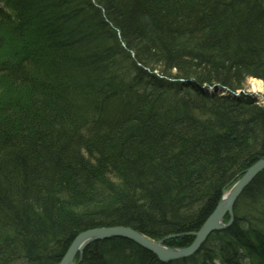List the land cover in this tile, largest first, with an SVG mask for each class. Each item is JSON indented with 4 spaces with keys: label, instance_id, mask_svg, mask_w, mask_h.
<instances>
[{
    "label": "trees",
    "instance_id": "1",
    "mask_svg": "<svg viewBox=\"0 0 264 264\" xmlns=\"http://www.w3.org/2000/svg\"><path fill=\"white\" fill-rule=\"evenodd\" d=\"M3 1L8 13L5 23L0 25V205L3 206H0V264H55L47 256L49 251L61 245L67 247L71 237L87 228L118 223L154 237H159L164 229L182 234L198 230L201 217H207L214 207L211 200H204L205 193L212 192L217 183L226 185L235 181L231 169L247 163L240 154L251 124L236 123L238 117L231 107L226 108L230 115L216 113L212 120L206 121L211 125L217 123L218 129L210 135H199L194 141L181 134L183 127L174 124V119L183 121L191 114L188 109L196 107L184 92L165 101L161 105H166L165 109H157L160 105L154 100L163 95H151L148 89H161L163 83L154 75L136 78L135 61H131L129 54L125 52L118 59L107 61L101 57L91 63L93 69L90 64L68 56L79 53L69 51L68 44L60 39L76 33L71 41L86 48L89 37L102 42L96 33L105 30L114 38L121 31L130 48L146 52L143 61L148 57L154 61L149 62L150 69L160 76L168 75L175 67L178 74L185 72L195 80L206 82L217 74L221 82L225 79L227 83L233 77L241 80L259 67L236 60L228 63L226 57L240 47L264 58V19L251 11L245 14V8L240 6L236 21L226 32L223 26L228 20L219 22L216 17L202 21L195 15L199 7L200 11H207L208 2L219 0H93L104 9L103 17L93 11L89 0ZM89 11L91 16H87ZM105 19L114 28L106 27ZM81 22L86 29L81 28ZM215 25L223 28L220 32L225 35L219 38L212 31V36H205L206 29ZM192 28H198L192 36L202 37L198 47L193 48L197 53L184 51L175 40L184 29L192 32ZM85 36L88 37L83 40ZM187 54L193 57L187 58ZM94 55L93 58L97 57ZM242 55L238 51L234 58L241 60ZM128 62L131 69L126 67ZM199 62L206 69L196 74L191 69L197 68ZM28 71L33 77L26 80L24 75ZM125 75L132 76L128 82L144 89L122 86L120 81ZM260 75L264 78V74ZM51 80H56L58 86L49 88ZM186 81L185 84L191 83ZM157 110L160 116L156 118L164 119V132L169 134L172 129L180 133L178 137L172 134L159 137L154 132L150 122H159L153 116ZM110 112L119 115L112 131L94 130V136L81 137L84 130H90L89 124ZM248 115L250 122L259 120L255 122L256 130H261L260 114L248 111ZM131 129L134 134L125 141ZM263 137L256 134L252 140L264 144ZM191 144L195 151L190 154ZM256 151L264 156V151ZM82 152L85 158L79 157ZM234 153L237 155L233 156ZM160 154L170 158L165 170L149 172L137 184L128 183L135 168L147 172V168H154L152 163L159 160ZM181 156L183 162L179 160ZM232 156V160L225 161L224 158ZM153 157L156 159L151 164L144 165L145 160ZM198 163L206 167L200 170L204 175L196 169ZM195 173L200 175L196 179ZM190 180L194 188L187 186L192 184ZM9 199L14 202L17 199L21 207L5 205L4 201ZM189 200L191 204L192 200L202 203L203 211L192 209ZM240 202L243 201L239 199L235 205L233 226L206 240L195 256L197 263L184 260L170 264H264V246L259 242L264 240V231L251 227L254 234L249 237L240 228L236 230L235 226L244 219V203ZM1 211L13 213L14 222H5ZM260 224L264 227V220ZM254 235L259 236L258 240L252 239ZM46 238L52 241V248ZM258 244L263 248L261 251L253 249ZM138 262L154 264L147 252L127 240L115 238L88 245L79 264Z\"/></svg>",
    "mask_w": 264,
    "mask_h": 264
},
{
    "label": "bare ground",
    "instance_id": "2",
    "mask_svg": "<svg viewBox=\"0 0 264 264\" xmlns=\"http://www.w3.org/2000/svg\"><path fill=\"white\" fill-rule=\"evenodd\" d=\"M67 1L68 0H58V2H63V3L67 2ZM89 3H90L91 8L93 9V11L94 10L97 11L101 15L100 17L104 16V9L100 5L94 3L93 0H89ZM240 6L245 8V10H246L245 14L248 13L249 11H251L257 17H262L264 19V0H249V2H246L245 0L211 1V2H208L207 7H206V10L209 12L200 11V9L202 7H199L196 11H194V13H196L195 15L197 17H199L200 19H202V21L203 20H212L213 18H216V17H218L219 22H221L223 20H228L227 21L228 24H226V26H223V27L226 29V32H229L231 29V26H233L234 22L236 21V19L238 17L236 10L240 11V9H241ZM66 8L69 11H72L71 7L67 6ZM79 10H78V13H80ZM55 12H57V11H55ZM88 15L91 16L90 11L88 12L87 16ZM86 21L88 22L90 20H86ZM80 24L82 25L81 28L84 27L86 29L87 26L84 22H81ZM104 24L108 28L109 27L114 28L112 26V23L110 21H108L107 19H105ZM175 28H177V26L173 27V30H175ZM192 29H193V30H191L192 32H190V31L187 32V30L184 29L183 32L180 33L181 35L180 36L178 35V38L175 39L179 42L177 44L179 47L183 46L184 51H190L191 47L192 48L198 47L197 42L199 43V40L202 39V37L192 36V33L194 34V32H198V28H192ZM73 30H75V28ZM222 30H223V28L220 29L219 25H215V27H213V28L206 29L205 36L206 35L212 36V31H214L215 36L218 34V37L222 38L225 35V33L220 32ZM75 34L73 33L70 36H65V37H62L60 39L63 42L68 44L67 49L69 51L77 50L79 53L78 56L71 54V53L68 56L76 58L79 61L86 62V63L90 64L91 67L94 69V67L91 63H95L101 57H104L106 61L108 59L116 60L120 57V56H118L119 54H125V52H126L127 54H129L131 61H135L133 64V67L137 70L136 71V78H139L142 80L143 78L146 77L147 74L148 75H154L155 77H157L160 80V82L163 83V84H161L163 86V88L158 89L156 87L157 89L153 88V89H148L149 92L147 91L151 95L156 94V93H160L163 95L162 97H161V95H158L156 97L157 100H156V98L154 100V102L157 105H160V107H158L157 109H161V108L165 109L166 105L161 106L163 103H165V101L167 102L168 99L174 94L179 95V94H182L184 92L183 95L188 97V99L190 100V103L191 104L194 103L196 105V107L194 109L193 108L188 109V112L191 113L190 116H188V118L183 119V121L181 119H179L178 117H177V119H174V124L180 125L181 127H183V128H180L181 129L180 131H181V134H183L184 136L189 135L190 138H194V141H196L198 139L197 137L199 135H210V134L214 133V130L218 129V124L215 123V124L211 125L210 123H207L206 121L212 120L214 118V114H216V113H218V114L226 113L227 115H230L229 110H227V109H230V107H231V110L234 111V112L233 111L232 112L235 113V115L238 117L236 120V123L237 122H243V125H245V123H248V125L251 124L250 125V132L247 130V135H246L247 139H246L245 146L244 147L242 146L244 148L243 149L244 151L242 154H240L241 158L243 160H245L247 163H243V165H245V166H241V168L236 167L234 169H231L232 176H233V178H236V179H235V181L231 180L230 182H228V184H226V185H228L227 187H223V186H226V185H223V182L221 184L217 183L216 188L212 192H206L205 193V195L203 196L204 200H208V201L211 200L214 207L212 206L213 209L207 217H205L204 215H203V217H201V219L199 220L200 223L198 222L200 224V227L198 228V230L201 228V226H205V224H206L207 220L210 218L211 214L219 209V206L221 204L222 199L227 197L228 193L231 192V189L236 185V183L238 181L242 180V178H247V177L249 178V175H253V177L251 179H249L247 186L239 193V195L236 197V201L232 205H230V204L227 205V203H225V206H224V204H222V206H224V208H223L224 216H223L222 220H224L223 221L224 224L229 223L228 228L233 226V223L235 222V214H234L235 205L237 204V202L240 199L241 201H243L240 203H244V207H243L244 219H242V221L240 220L238 222V223L241 222L240 225L235 226L236 230L240 228V231L242 230V234H244L245 236H249V237L254 234L253 230H250L251 227H256V229L259 231H264V227L260 224L261 220L262 221L264 220V186H263L264 174H262L264 172V156H263V154H260L258 151H256V150L264 151V144H262L260 142L257 144L256 142H254L252 140V138L256 134L257 135L262 134V136H264V96H263L264 95V84H263L264 78H262V75H260V74H264V58H262L260 56V54H258V55L257 54H249L248 49L238 47L236 49V52L234 51V52L228 53V55L231 57L227 56L226 62L229 63V61L236 60V61H240L242 63L254 64L255 67H256V65L259 67L253 68L251 71L252 72L251 75L249 74V75H247V77H245L243 79L241 78V80L238 77H235V78L233 77L231 80H227V83H226L225 79H223V82H221L222 78L217 76V74H213L212 75L213 78L209 77V80L207 79L206 82H203L200 79L195 80L192 76L188 77V75H186L185 72H181L180 74H178L179 72L178 73L176 72L175 67H172V69L170 71L171 73H169L168 75L160 76L158 72L152 71L150 69V63L149 62L153 63L154 61H152V59H150L149 57L146 58V59H148L147 61H143V57H145L146 52L142 51L141 49L137 50L135 48H130L129 42H127V40L122 38L123 35H121V31H117L114 35V38L112 36L107 35L105 33V30H103L99 33H96L95 36L102 41L101 43L96 42L92 37H89L87 39L88 36H85L83 40L87 39V41L89 42L88 43L89 46H86V48H85V46H81L80 44L71 41L72 37H74ZM238 51H241L244 53V55H242V57H243L241 59L242 61L234 58V57H237L236 55H237ZM260 52L261 51H258V53H260ZM95 53H96L97 57L93 58L95 56L94 55ZM263 54H264V52H263ZM251 56H253V57H251ZM70 60H71V58H70ZM103 63H104V61L101 60V64H103ZM194 63H196V62H194ZM130 64H131V62H128L126 67L131 69ZM260 67H262V68H260ZM22 74H21V76H22ZM131 75H134V74L132 73ZM24 76H25L26 80H29V78L33 77L32 73L30 71L25 73ZM59 76L60 75H58V77ZM125 76H127V77H124V79H122L120 81V84L122 86H124L125 88H128V89H131V90L132 89L133 90L144 89V88L141 89L137 85H135L136 84L135 82H128V81H130L132 76H128V75H125ZM245 76H246V74H245ZM186 80H189L191 83L185 84L184 81H186ZM51 82L52 83L48 82L49 84L47 86L49 88H51V86H53V85L58 86L57 85L58 83L56 80H51ZM247 82H249L250 88L246 87ZM226 84H228V85H226ZM179 86H180V88L177 89V87H179ZM192 101H194V102H192ZM248 111H253L254 113L260 114L261 120L263 122V123H261V125H262L261 130H256V127L258 124H256L255 122H259V120H256V121L254 120V121L250 122L251 119L248 115ZM159 113H160V110H157V111H155L153 116L155 118L159 117L160 116ZM176 115L181 116V114H177V113H176ZM101 116L102 117H100V116L98 117L100 119L99 121H94L92 125L89 124L90 130H88V129H87V131L84 130L83 131L84 134L81 135V137H83V136H85V137L86 136H94V134L92 133L94 130L101 131L103 133H107L108 131H112L113 130L112 128L114 127L113 124H115L119 120V115L116 113H113V112H110L109 114L103 113V114H101ZM102 118H104L103 121H102ZM156 119L159 120V122H155V120H154L153 122H150V126H152L154 128V130H155L154 132H156V134H158L159 137L160 136L161 137L169 136L171 134L173 135V137H178V135L180 133L178 134L175 131L172 132L173 131L172 129H169L170 130L169 134L164 132V129H163L164 119L163 118H156ZM234 119H235V117L233 116V120ZM239 119H241V120H239ZM155 124H159V125L162 124V126L156 127ZM192 126H193V128H192ZM155 128H157V129H155ZM133 130L132 129L128 130V132L125 136V141H127V140H129V138H131V134L132 135L134 134ZM144 132H145V130H144ZM100 137H102V136H100ZM152 137L155 138L154 135ZM144 140H145V138H144ZM190 148L191 149H189V152L191 154L195 150H194L192 144H191ZM234 155H237V153H234L233 156ZM233 156L230 158H224V159H225V161H230V160H232ZM79 157L85 158L86 155H84V153L82 152V153H80ZM155 159H156V157L149 159V161L145 160L144 165L151 164L149 162L150 161L152 162ZM158 159L159 160H157L155 163H152L154 168H151V169L147 168V172H145V170H143V169H139V168L136 169L135 168L134 169V177H133V179H130V180L128 179L127 180L128 183L133 182L134 184H137V182H139L141 177L149 176V174L154 172V171H160L161 172V171L165 170L166 168H164V165L167 163V161H170V158H168V156L166 154H160ZM179 160L181 162H183L184 157L181 156ZM189 164L193 168L196 167L192 163H189ZM168 165H169V163H168ZM197 165H198V167L196 169H198V171L201 175H204L205 174L204 171H200L201 169L206 168L204 166V164L198 163ZM105 166L109 167V165H105ZM235 171H238V172L235 173ZM198 176H200V175H198L196 173L193 174L194 179H196ZM104 179L107 180V178H104ZM124 183H126V182L124 181ZM190 183H192V184L188 183L187 186L194 188L193 187L194 182L190 180ZM191 188H189L188 190H192ZM228 188H229V190H228ZM195 191L197 192L198 189L197 190L195 189ZM248 191H250V194H248ZM1 195L2 194L0 193V196ZM183 196L188 197L186 195V193H183ZM9 200L10 201H7V200L4 201L5 205L7 203L8 206L21 207V204H20V202H18L17 199H14V200H16V202H14L11 199H9ZM0 204H2V203H0ZM190 204H191V200H189L188 205H190ZM191 205H193L192 209L199 210L201 208L203 211L204 207H202V203L198 204L196 201L192 200ZM0 206L3 207L2 205H0ZM0 209H2V208H0ZM260 209L262 211L261 213H260ZM199 211H201V210H199ZM199 211H193V212L195 214H198ZM229 211L232 213L231 216H229V213H228ZM1 212H3L2 214L6 218V219L3 218V220H6L5 222H7V223H10V222L12 223L13 217H14L13 213H8L5 211H1ZM198 215H202V213H199ZM80 223H81L80 225H82V223L84 225V222L80 221ZM97 228H113V229H120V228L126 229L127 228V229H130L133 232L139 234V237L143 238V240L145 242L148 241L151 243H157L160 247H162L164 249H168V250H173V252H178L180 250H183L184 252H187V251L192 252L197 247L196 244L198 243V239L196 241V233L198 232V230L182 234V233L169 232V230L164 229L161 234L157 235L159 237H154V236L149 235V234L146 235V234L142 233L141 231H137L130 226H121L120 224L117 223V225H113V226H102V227H95V228H87L85 230L79 231L77 234H75V236H73V238L71 237V241L68 242L69 244L67 245V247L61 245V246H58L57 248H52L53 247L52 241L49 240V238H46V241L47 242L49 241L48 245L52 248L49 251L50 255H47V256L52 258L53 263H55V264H60L62 262H65V260H67L66 254L68 253V248L70 247V245H72L73 241L77 238V236L79 234L85 232V231H90L92 229H97ZM224 230L214 231V232L210 233L208 235V237L206 238V240L211 235H213L215 233L222 232ZM237 231H239V230H237ZM234 234H236V233H234ZM240 237H241V235H239V238ZM258 237L259 236L254 235L252 237V239L258 240ZM110 239H115V238H110ZM110 239L90 241V244H93L95 242L108 241ZM116 239L127 240V241L131 242L132 244H134L135 246H137L138 248L144 250L145 252L148 253V257L150 256L151 262L154 264H156L157 262L159 264H170V263L180 262V261H184V260H188V261L191 260L192 262L197 263L198 260L195 258V256L203 248V245L206 242V240H205L203 242V244L199 245L198 250L196 252H194L192 255H189L187 258H182V259H178V260H169L168 262H160L161 258L167 259L171 256V254H166L165 252H158L160 250H158V249L154 250V248H152L150 251H147V250L141 248L138 244H136L133 241H130L128 239H124V238H116ZM259 242H262L263 246H264V240H259ZM42 243H45V242L43 241ZM56 243H60V242L56 241ZM240 243L243 246L245 245L244 241H240ZM44 246H45V248L49 247L46 245H44ZM44 246H42V247H44ZM257 246H259V247L258 248L255 246L254 247L252 246V247H253V249L255 248V250H260V251L263 249L259 244ZM83 251H81L80 253H77L72 258V264H79L81 262V259L83 256ZM156 253H158V255ZM138 264H140V262H138Z\"/></svg>",
    "mask_w": 264,
    "mask_h": 264
},
{
    "label": "water",
    "instance_id": "3",
    "mask_svg": "<svg viewBox=\"0 0 264 264\" xmlns=\"http://www.w3.org/2000/svg\"><path fill=\"white\" fill-rule=\"evenodd\" d=\"M248 175V174H247ZM253 175H249V178H242V180L238 181L236 185L231 189V192L228 193L227 197L222 199L219 209L211 214L210 218L207 220L205 226H201V228L196 233V241L198 239V243L196 244V248L192 252H184L180 250L178 252H173V250H168L160 247L157 243H151L148 241H144L143 238L139 237V234L133 232L130 229H113V228H97L92 229L90 231H85L77 236V238L73 241L72 245L68 248V253L66 254L67 260L60 264H72V258L77 254L83 251L87 245L90 244V241L95 240H105L110 238H124L134 243L138 244L141 248L150 251L152 248L158 249V252H165L166 254H171V256L167 259H160V262H168L169 260H178L182 258H187L189 255H192L194 252L198 250L199 245L203 244L208 235L214 231H220L228 228L229 223H223V208L225 203L227 205H232L236 201V197L239 193L247 186L249 179H251ZM224 204V206H222ZM229 216H231V212L229 211ZM160 247V248H159ZM162 250V251H161ZM158 255V253H156ZM171 258V259H170Z\"/></svg>",
    "mask_w": 264,
    "mask_h": 264
},
{
    "label": "rangeland",
    "instance_id": "4",
    "mask_svg": "<svg viewBox=\"0 0 264 264\" xmlns=\"http://www.w3.org/2000/svg\"><path fill=\"white\" fill-rule=\"evenodd\" d=\"M190 51H191V53H192V52H193V53H197V49H193V48H191ZM201 52H203V51L200 50V53H201ZM188 55H189V54H187V58H190V59H191V58L193 57V56H191V54H190V56H188ZM198 60H200V59H198ZM215 64H216V63H215ZM204 68L206 69L205 65H204L203 63L199 62V63H198V67H197V68L193 67V68L191 69V71H193V72H195V73L197 74V72H201V70H203ZM196 69H197V71H196ZM191 71H190V72H191ZM203 74H204V73H203ZM206 74H207V73H206ZM263 84H264V83H263ZM246 87H247V88H250V87H249V82H247ZM260 93H261V92H260ZM263 96H264V95H263ZM228 190H229V188H228ZM226 229H227V228H226ZM226 229H225V230H226Z\"/></svg>",
    "mask_w": 264,
    "mask_h": 264
}]
</instances>
